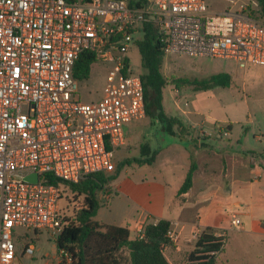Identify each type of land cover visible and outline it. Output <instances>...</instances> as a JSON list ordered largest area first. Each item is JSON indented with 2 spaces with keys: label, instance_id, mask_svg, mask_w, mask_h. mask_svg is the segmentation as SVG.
<instances>
[{
  "label": "built area",
  "instance_id": "built-area-1",
  "mask_svg": "<svg viewBox=\"0 0 264 264\" xmlns=\"http://www.w3.org/2000/svg\"><path fill=\"white\" fill-rule=\"evenodd\" d=\"M130 2L140 0H0V264L15 259V229L61 232L64 188L50 180L77 184L112 172L124 127L145 118L141 73L128 57L142 25L155 27L165 58L231 60L244 73L264 68L255 0H233L221 12L206 0ZM86 52L91 66H108L102 96L91 103L80 99L73 76ZM32 175L35 182L25 179ZM229 224L241 230L233 213ZM145 225L137 223L134 239H143ZM167 237L178 238L170 230ZM33 251L25 243L23 254Z\"/></svg>",
  "mask_w": 264,
  "mask_h": 264
},
{
  "label": "rangeland",
  "instance_id": "rangeland-1",
  "mask_svg": "<svg viewBox=\"0 0 264 264\" xmlns=\"http://www.w3.org/2000/svg\"><path fill=\"white\" fill-rule=\"evenodd\" d=\"M231 1L233 0H206V4L209 11L221 12L230 6ZM128 57L132 71L141 73V57L135 44L130 47ZM163 66L166 77L174 81L162 90V109L165 113H169V109H172L173 100L180 101L184 97L187 98V95L192 96L194 93L189 85L182 84L179 80H200L217 72L239 73L237 77H232L229 74L232 81L228 87L215 86L209 90L200 91V98L195 96L197 103L195 101L191 103V108L201 118H205L206 125L211 119L220 123L227 122L230 126L229 133L225 135L222 126L221 129L219 125L213 126L214 124H212L210 129L200 128L197 135L191 133V139H194V134L200 139L211 138L212 144L220 148V153L235 152L244 159H249L250 156L264 157V70H261L257 77L254 76L244 82V79L240 76L242 72H239L236 63L231 60L171 55L165 58ZM107 69L108 66L101 62H96L90 67L88 79L79 83L78 94L83 102H96L101 98ZM254 69L257 68H250L247 72ZM173 87L176 90L169 91ZM124 133V144L117 149L113 158L114 170L105 173L106 176H112L120 168L116 178L113 179L114 181H111V196L106 200V195L103 193L99 195L100 207L92 218V221L99 226L124 224L123 222L131 216L134 204L145 203L147 196H151L152 185L161 182V174L165 163L176 161L175 167L185 163L184 154L175 152L173 159L172 156L168 158L170 152L168 145L176 139L161 130V124L155 117L145 116L140 121L130 122L124 127ZM143 146H148L150 152L163 149L158 159L151 166L139 163L145 158L141 150ZM206 154L208 156L203 158V161L209 164L207 171H205L206 176L204 177L200 173L201 175L197 177V180L200 182L206 178L210 184L225 181L227 176L223 160H220V163L215 162L212 158L213 150H207ZM201 162L198 163L201 164ZM214 163H218L220 167L214 170ZM260 166L264 169V163ZM213 171L215 172L213 173ZM259 184L264 185V172L259 178ZM67 194H69L67 189H62L63 198L60 201V208L63 211L66 205L64 196ZM71 201L73 203L69 202L66 206L67 209L64 211L65 214L63 213L68 219L74 218L73 216L80 206L81 199L73 198ZM210 205H212L211 208ZM226 205L227 203L222 201L206 200L200 203L198 208L207 213L210 209L222 211ZM226 214L229 215V211ZM222 220H224V217H222ZM197 228L201 231L206 229ZM200 230H198L199 233ZM211 230L224 235L222 230ZM245 230L241 232L228 230L225 233V245H264L259 237ZM194 233L191 234L192 238H195ZM54 240L55 238L45 230L37 231L35 234L31 230L15 229L13 236L16 252L15 264H57L59 255ZM190 240L192 239L185 235L177 243L192 245ZM24 243L32 245L34 250L32 256L23 254Z\"/></svg>",
  "mask_w": 264,
  "mask_h": 264
},
{
  "label": "crops",
  "instance_id": "crops-1",
  "mask_svg": "<svg viewBox=\"0 0 264 264\" xmlns=\"http://www.w3.org/2000/svg\"><path fill=\"white\" fill-rule=\"evenodd\" d=\"M163 67L162 73L164 74ZM261 70L264 69L257 68L249 72H242L240 76L246 82L245 80H249L254 76L257 77ZM229 74L232 77L239 75V73ZM172 89L175 88H170L169 91L172 92ZM200 93V91H194L192 96L187 95V98L184 97L183 100H173L172 109H169V113L164 112L167 116L178 118L184 127L187 128L186 135L172 137L176 140H173L168 145V148H170L168 158L172 156L173 159L175 152L184 154L185 163H182L179 167L178 165L175 167L176 161L165 163L161 174V182L152 185L151 196H147L146 202L143 204L135 203L131 216L123 222L124 224L116 225L125 227L129 231V238L134 239L137 223L140 220L144 224L155 223L160 219L169 221V230L178 237L176 241L171 242V246H166L163 249V255L169 264H188L186 257L193 249L196 240L192 238L191 234L200 230L197 227L222 230L224 235L214 233L215 235H223L224 238L228 230L236 231L229 224L232 213L237 215L241 221V230L236 232L246 229L245 231L256 235L264 242V185L259 184V178L264 172V169L260 166L264 163V157L250 156L249 159H244L235 152L220 153V148L212 144L211 138L210 140L197 137L196 135L202 127L210 129L213 123L229 125L227 122L220 123L213 119L206 125L207 121L205 118H201L191 108V103L195 101V96L200 98ZM191 133L196 134L193 135L194 139H191ZM228 133L226 132L225 135ZM207 150H213L212 158L215 162L220 163V160H223L225 163L227 176L225 181L210 184L206 178L200 182L197 180V177L201 175L200 173L204 177L206 176L205 171H207L209 164L205 163L203 158L208 156L206 154ZM162 151L163 149L157 151L152 164L158 159ZM192 161L196 166L192 177V185L187 192L178 194V190ZM199 161H202L201 164L198 163ZM218 163L213 164L214 170L220 167ZM111 181L107 186L109 194L105 196L106 200L109 199L112 193L111 183L114 180ZM206 200L213 202L222 201L227 203V205L222 211L210 209L206 213L203 212V209L198 208L200 203ZM209 207L211 208L212 205ZM227 211H229V215L226 214ZM222 217H224V220H222ZM185 235L192 239L190 240L192 245H180V242L177 243ZM12 264H15V259ZM215 264H264V245H225L224 243L222 250L216 255Z\"/></svg>",
  "mask_w": 264,
  "mask_h": 264
},
{
  "label": "trees",
  "instance_id": "trees-1",
  "mask_svg": "<svg viewBox=\"0 0 264 264\" xmlns=\"http://www.w3.org/2000/svg\"><path fill=\"white\" fill-rule=\"evenodd\" d=\"M142 1L130 2V6H139ZM255 2L258 5L260 17L264 18V0H255ZM134 44L141 57L146 116L157 118L161 124V130L171 137L186 135L187 128L180 120L167 116L162 109V89L174 81L162 73L165 57L155 27L151 24L142 25ZM92 63V55L87 52L82 53L74 65L73 76L79 82L87 80ZM231 81V76L222 72L213 73L200 80H179L182 84L189 85L193 91H206L215 86L225 88L231 84ZM213 124V126H222L226 132L230 130L229 125ZM141 150L145 158L139 163L150 166L157 152H150L148 146L141 147ZM195 169L196 166L192 161L178 194H183L190 189ZM119 170L120 168L112 176H106L105 173L93 174L77 184L50 180V183L66 188L69 193L64 196L66 204L64 211L69 202L73 203L71 201L73 198L81 199L73 219L66 218L65 212L62 211L61 232L55 237L54 242L58 255L60 251H65L69 261H64L59 255L57 264H169L163 255V247L172 245L167 237L169 221L160 219L155 223H147L144 227L143 239H130L129 231L125 227L99 226L92 221L100 207V193L109 194L107 186L111 180L115 179ZM224 242L223 235H215L210 228H206L195 240L193 249L186 257V262L215 264L216 255L222 250Z\"/></svg>",
  "mask_w": 264,
  "mask_h": 264
},
{
  "label": "water",
  "instance_id": "water-1",
  "mask_svg": "<svg viewBox=\"0 0 264 264\" xmlns=\"http://www.w3.org/2000/svg\"><path fill=\"white\" fill-rule=\"evenodd\" d=\"M26 180H29L31 182H35L36 181V177L34 175L32 176H28V177H25Z\"/></svg>",
  "mask_w": 264,
  "mask_h": 264
}]
</instances>
